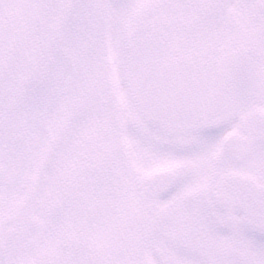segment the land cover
<instances>
[{"label":"snow or ice","instance_id":"1","mask_svg":"<svg viewBox=\"0 0 264 264\" xmlns=\"http://www.w3.org/2000/svg\"><path fill=\"white\" fill-rule=\"evenodd\" d=\"M0 264H264V0H0Z\"/></svg>","mask_w":264,"mask_h":264}]
</instances>
